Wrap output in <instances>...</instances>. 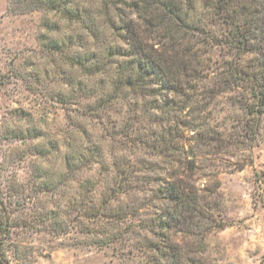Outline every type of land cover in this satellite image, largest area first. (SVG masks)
<instances>
[{"label":"rangeland","instance_id":"374dc122","mask_svg":"<svg viewBox=\"0 0 264 264\" xmlns=\"http://www.w3.org/2000/svg\"><path fill=\"white\" fill-rule=\"evenodd\" d=\"M215 2L187 7L188 22L206 36L199 33L204 44L196 46L202 71L182 96L145 87L146 94H114L125 61L116 54L128 49L121 29L128 18L118 12L130 11L122 5L0 0V202L25 224L13 230L20 255L10 248V264H162L145 238L147 248L163 238L186 245L182 264H264V114L247 140L240 100L248 82L221 85L232 67L264 70L254 51L263 27L238 55L224 43ZM261 9L264 0H232L229 11L241 24ZM166 183L198 195L195 236L152 228ZM118 207L139 209L143 229L141 244L113 252L96 242L112 226L105 214Z\"/></svg>","mask_w":264,"mask_h":264},{"label":"trees","instance_id":"16d2710c","mask_svg":"<svg viewBox=\"0 0 264 264\" xmlns=\"http://www.w3.org/2000/svg\"><path fill=\"white\" fill-rule=\"evenodd\" d=\"M105 1L113 3L115 7L122 5L130 11L128 13H125V10L118 12L120 16H124L123 18H128L121 28L125 33L124 38L127 41L128 49L116 54L118 57H123L125 61L118 66L116 73L118 81L114 87V94L125 88L146 94L145 88H148L154 94L167 89V91L172 90L186 96L184 92L189 81L196 79L202 71V57L196 46L204 44V41L200 40L198 35L206 36L202 29L188 22L189 9L187 7L190 6L191 0ZM215 1V13L221 17L225 27L224 43L239 51L238 55L249 51L251 42L257 41V28L259 24L262 25L263 28L260 30L262 37L260 36L258 39V45L254 46V51L264 59V9H261L260 15L255 14L257 11H250L252 17L245 18L243 23L238 24L234 21V14L231 15L229 11L232 0ZM241 9L237 12L243 15L249 13V8ZM67 13H71V17H78V21H82L83 14H80L79 10L69 9ZM131 13L136 17L134 20L129 18ZM223 74L225 77L222 79L221 85L227 89L241 82H248L243 88L246 94L243 96L244 100H240V104L247 117L244 128L248 134L245 133V136L250 141L255 138V132L260 125V116L264 114V70H261L260 73L250 72L249 74L242 69L232 67ZM246 74L249 77L245 76ZM169 103L166 100L164 107H167ZM193 169L194 164H190L189 171L192 172ZM179 187L178 184L166 183L161 198L166 202V205H162L161 214L154 217L152 228L179 227L182 235L193 237L196 235L193 232L196 225L193 223L192 214L198 212V195L191 189L185 191ZM0 206L2 209L0 211V264H10V259L6 255L10 248L15 256L20 255L19 246L11 239L13 230L25 224L22 225V219L12 218L13 212L9 211L2 202H0ZM108 211L105 218L111 222L112 226L105 230V233L101 235L102 238L96 242L99 248H110L116 252L124 250L127 246H133L136 241L139 242L140 236L136 231L143 229L140 224L142 219L139 209L128 212L127 208L118 207L117 209L110 208ZM98 215H103V213ZM128 218L136 219L138 223L125 226ZM210 218L211 216L208 223L216 225L215 220ZM222 227L219 225L218 229H222ZM206 229H211V226ZM150 233L159 238L167 236V234L153 232V230ZM163 239L162 245L154 244L147 248L145 245L148 241L145 238L143 246L153 250L157 254V258L162 260V264H182V260L186 258L182 256L181 252L186 245L173 244L169 239ZM139 243L141 244V242ZM187 263L197 264L191 259Z\"/></svg>","mask_w":264,"mask_h":264}]
</instances>
